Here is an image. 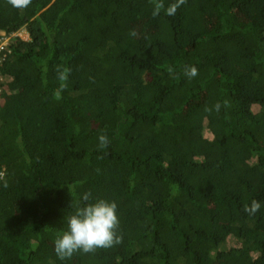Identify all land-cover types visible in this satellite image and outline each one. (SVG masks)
Here are the masks:
<instances>
[{"label": "trees", "instance_id": "1", "mask_svg": "<svg viewBox=\"0 0 264 264\" xmlns=\"http://www.w3.org/2000/svg\"><path fill=\"white\" fill-rule=\"evenodd\" d=\"M152 9L0 0V264H264V0ZM89 191L116 203L122 242L61 261Z\"/></svg>", "mask_w": 264, "mask_h": 264}, {"label": "clouds", "instance_id": "2", "mask_svg": "<svg viewBox=\"0 0 264 264\" xmlns=\"http://www.w3.org/2000/svg\"><path fill=\"white\" fill-rule=\"evenodd\" d=\"M31 2L32 0H7V3L15 9L27 8ZM151 3L153 17L160 15L162 11L166 15L172 16L175 15L179 7L186 3V0H174L167 7H165L164 0H151ZM130 34L135 35L134 32ZM164 67L170 76L174 79L178 78L172 66L164 65ZM56 71L59 87L54 90L53 97L60 100L62 92L67 88V81L72 69L58 66ZM183 74L188 79H192L199 73L195 66H186ZM225 106H227L226 101ZM220 108L221 104L217 102L213 108H206L205 111L215 110L219 112ZM98 141L100 149H105L110 144L109 137L106 134H101ZM91 199L92 194L90 191L83 193L80 197V206L67 219V230L56 233L53 243L54 252L59 260L70 259L77 252L83 254L95 253L97 249L111 248L122 242V236L117 232L119 219L116 214V203L105 199H96L94 202H89ZM260 209L261 203L255 199L251 201L250 205L244 206V211L249 215H255Z\"/></svg>", "mask_w": 264, "mask_h": 264}, {"label": "rangeland", "instance_id": "3", "mask_svg": "<svg viewBox=\"0 0 264 264\" xmlns=\"http://www.w3.org/2000/svg\"><path fill=\"white\" fill-rule=\"evenodd\" d=\"M24 37H26L27 36V34L26 33H24V34H22ZM66 111V110H65ZM15 201H17V199L15 198Z\"/></svg>", "mask_w": 264, "mask_h": 264}]
</instances>
